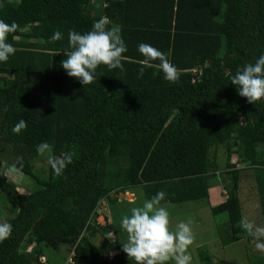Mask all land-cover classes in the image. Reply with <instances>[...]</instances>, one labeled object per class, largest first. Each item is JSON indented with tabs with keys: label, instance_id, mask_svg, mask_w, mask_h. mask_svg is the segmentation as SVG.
Wrapping results in <instances>:
<instances>
[{
	"label": "trees",
	"instance_id": "trees-1",
	"mask_svg": "<svg viewBox=\"0 0 264 264\" xmlns=\"http://www.w3.org/2000/svg\"><path fill=\"white\" fill-rule=\"evenodd\" d=\"M101 16L121 28L124 71L98 66L83 86L60 67L67 33H85ZM0 20L17 25L7 36L15 54L0 63V193L17 207L0 264H49L44 248L61 247L65 264H129L111 240L114 225L96 218L101 202L135 187L177 205L208 200L221 181L228 195L211 213L228 215L227 244L240 240L246 200L264 208V100L248 103L225 73L264 52V0H0ZM57 30L63 38L49 43ZM141 42L166 54L175 83L158 61L137 78ZM20 120L26 128L13 134ZM41 142L56 156L73 154L60 176L35 167ZM10 159L35 184L28 194L7 180Z\"/></svg>",
	"mask_w": 264,
	"mask_h": 264
},
{
	"label": "clouds",
	"instance_id": "clouds-1",
	"mask_svg": "<svg viewBox=\"0 0 264 264\" xmlns=\"http://www.w3.org/2000/svg\"><path fill=\"white\" fill-rule=\"evenodd\" d=\"M109 21L101 16L92 24L91 30L80 33L69 30L68 45L70 52H65V59L60 67L67 76L75 78L83 86L94 81L98 66H106L109 71L119 69L124 71L122 54L128 51L125 40L121 35L120 26L107 27ZM17 30L15 22L11 24L0 20V63L8 61L15 54L16 49L7 41V36ZM63 38L61 31H54L49 37V43ZM15 39V37H13ZM137 52L143 57L137 71V78H142L145 68L152 67L158 61L159 71L163 79L175 83L179 79V72L165 53L147 43H139ZM230 83L235 86L237 94L254 104L264 100V52L252 63H245L234 74L225 73ZM26 128L24 120L18 121L12 128L13 134H19ZM39 154L47 153V163L54 176H60L67 165L72 163L71 152L60 156L53 154L52 146L48 142H41L36 146ZM226 192L224 189L223 195ZM165 193L159 191L150 200H145L141 206L133 207L130 215L120 220V229L127 234L125 242L120 243L122 251L134 264H191L192 256L188 247L193 242L192 230L183 221L170 229L168 210L161 206ZM240 226L245 229L254 241V251L264 253V227L256 226L252 222L241 219ZM12 231V225L0 223V241L6 239ZM112 235V234H110ZM113 237V236H112ZM30 251V250H29ZM28 251V252H29Z\"/></svg>",
	"mask_w": 264,
	"mask_h": 264
},
{
	"label": "rangeland",
	"instance_id": "rangeland-1",
	"mask_svg": "<svg viewBox=\"0 0 264 264\" xmlns=\"http://www.w3.org/2000/svg\"><path fill=\"white\" fill-rule=\"evenodd\" d=\"M7 153H9L8 150L4 154ZM216 156L217 163L221 168L224 167L226 162L224 150H217ZM232 162L236 163L237 159L234 157ZM12 163V159L5 162L7 180L16 187L18 193L28 194L30 190L35 189V184L24 175L16 173L13 170ZM47 164V155L44 154H40L35 161L37 169L43 168ZM218 186L224 188L225 185L219 181ZM252 191L254 190L252 189ZM227 195L226 191L224 193L225 199ZM112 198H117L118 201L109 204L108 201L104 200L100 203L96 221L103 226L108 218L117 233L111 240H116L117 236L119 242L122 243L126 241L127 234L120 229L121 218L130 215L131 208L141 206L147 199L140 187H135L122 194H113ZM209 205H212L209 200L192 201L177 205L161 204L169 212L171 230H174L176 224L181 221L189 224L193 234V242L188 247V252L192 256L191 264H264V253L253 250L254 241L252 238L247 237L249 233L246 230H244V234L240 235L239 241L227 244L231 237L228 231V215L226 213L213 215ZM256 206L259 205L253 206L246 200L244 205L245 219L247 218V221L252 222L256 226L264 227V214L262 212L264 208L260 209L258 207L256 209ZM16 208L10 196L0 193V223L13 218ZM93 243L95 246H100L103 240L99 237ZM124 254L127 256L126 253ZM44 255L49 264H65L68 259V254L64 247H61L58 251L44 248ZM129 264H133V262L129 260ZM167 264H174V262L169 261Z\"/></svg>",
	"mask_w": 264,
	"mask_h": 264
},
{
	"label": "crops",
	"instance_id": "crops-1",
	"mask_svg": "<svg viewBox=\"0 0 264 264\" xmlns=\"http://www.w3.org/2000/svg\"><path fill=\"white\" fill-rule=\"evenodd\" d=\"M223 191L224 189L220 186L212 187L209 190L208 200L210 201V203L212 202V205H209L210 209L225 202V196L223 195ZM28 249L30 250V248Z\"/></svg>",
	"mask_w": 264,
	"mask_h": 264
},
{
	"label": "built area",
	"instance_id": "built-area-1",
	"mask_svg": "<svg viewBox=\"0 0 264 264\" xmlns=\"http://www.w3.org/2000/svg\"><path fill=\"white\" fill-rule=\"evenodd\" d=\"M42 260H43V259H42ZM69 263H70V264H74V262L72 261L71 258L69 259Z\"/></svg>",
	"mask_w": 264,
	"mask_h": 264
}]
</instances>
